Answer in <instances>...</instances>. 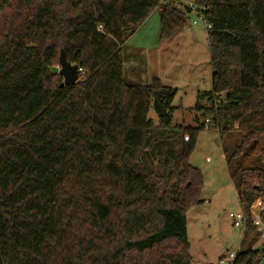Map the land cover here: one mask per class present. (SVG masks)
<instances>
[{
	"label": "trees",
	"instance_id": "16d2710c",
	"mask_svg": "<svg viewBox=\"0 0 264 264\" xmlns=\"http://www.w3.org/2000/svg\"><path fill=\"white\" fill-rule=\"evenodd\" d=\"M166 1L0 0V264H191L185 211L203 201L188 159L204 129L240 134L233 157L251 162L229 176L247 217L264 206V0ZM154 9L162 40L186 9L206 24L211 90L195 128L172 124L175 89L124 77L122 47ZM60 51L81 69L61 88Z\"/></svg>",
	"mask_w": 264,
	"mask_h": 264
},
{
	"label": "rangeland",
	"instance_id": "374dc122",
	"mask_svg": "<svg viewBox=\"0 0 264 264\" xmlns=\"http://www.w3.org/2000/svg\"><path fill=\"white\" fill-rule=\"evenodd\" d=\"M167 1L190 7V3L195 0ZM185 14L188 20L183 29L172 38L162 40L159 13L157 9L152 10L126 39L121 50L128 82L146 85L156 78L162 85L177 91L171 104L175 108L172 124L182 129L195 128L198 125L196 117L198 123H202L201 113H197L194 107L198 95L211 90L206 24L196 9L185 11ZM203 99L201 97L199 103L206 105ZM148 118L158 125L152 109L149 110ZM174 141L185 142L184 137ZM239 144L240 134L236 130L228 132L223 139L219 138L216 129H204L196 135L188 162L200 173L201 184L197 193L203 203L185 211L191 264H231L233 259L229 257L230 254L236 255L248 248L261 252L264 250V235L257 229L247 232L242 227H234L229 218L230 213L242 212L229 173L240 163L242 167H248L251 162H244L245 152L233 157ZM128 257L135 258L133 255ZM258 264H264V251Z\"/></svg>",
	"mask_w": 264,
	"mask_h": 264
},
{
	"label": "built area",
	"instance_id": "2783aa9c",
	"mask_svg": "<svg viewBox=\"0 0 264 264\" xmlns=\"http://www.w3.org/2000/svg\"><path fill=\"white\" fill-rule=\"evenodd\" d=\"M192 5H190V8ZM204 10V9H203ZM81 72V69L78 68V73ZM205 127H208L209 120H204ZM184 141L188 142V136H184ZM263 203L261 200H257L253 205L249 208V216L247 217L245 213L242 211L238 214H229V218L232 220L234 227H242L243 229H246L247 220H249L250 224L258 230V232L263 236L264 235V225L262 224L261 220V213L263 211ZM236 255L230 254V258L234 259Z\"/></svg>",
	"mask_w": 264,
	"mask_h": 264
},
{
	"label": "water",
	"instance_id": "95a60500",
	"mask_svg": "<svg viewBox=\"0 0 264 264\" xmlns=\"http://www.w3.org/2000/svg\"><path fill=\"white\" fill-rule=\"evenodd\" d=\"M189 12V9H186ZM49 73L51 75H58L62 82L59 87L70 86L77 82L78 80V67L76 65L70 64L64 55L63 51H60L58 58V66L50 67Z\"/></svg>",
	"mask_w": 264,
	"mask_h": 264
},
{
	"label": "crops",
	"instance_id": "0c3cea01",
	"mask_svg": "<svg viewBox=\"0 0 264 264\" xmlns=\"http://www.w3.org/2000/svg\"><path fill=\"white\" fill-rule=\"evenodd\" d=\"M124 77H125V73H124ZM153 79V78H152ZM209 159L207 158V161H208ZM230 180H231V178H230ZM231 183H232V180H231ZM230 214H232V213H230Z\"/></svg>",
	"mask_w": 264,
	"mask_h": 264
}]
</instances>
